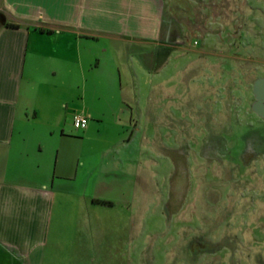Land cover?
<instances>
[{"label": "rangeland", "instance_id": "374dc122", "mask_svg": "<svg viewBox=\"0 0 264 264\" xmlns=\"http://www.w3.org/2000/svg\"><path fill=\"white\" fill-rule=\"evenodd\" d=\"M166 1L172 65L162 75L174 88L156 104L171 108L150 117L143 102L131 134L107 118L72 140L82 161L109 144L131 146L115 153V188L97 186V169L89 183L79 172V191L114 205L78 212L71 264H264V118L251 109L253 82L264 76V0ZM102 41L133 51L107 61L145 66L138 45Z\"/></svg>", "mask_w": 264, "mask_h": 264}, {"label": "crops", "instance_id": "0c3cea01", "mask_svg": "<svg viewBox=\"0 0 264 264\" xmlns=\"http://www.w3.org/2000/svg\"><path fill=\"white\" fill-rule=\"evenodd\" d=\"M163 1L0 0V264H71L78 212L114 205L79 191L78 175L82 170L89 183L97 169V186L115 188L118 181L108 176L113 164L118 175L115 153L131 144L98 148L101 158L86 164L72 140L99 131L107 118L131 134L143 102L150 117L171 108L156 104L174 88L162 75L172 65L173 28ZM102 39L138 45L145 66L134 57L107 61V54L133 51ZM144 69L149 80L142 85ZM75 116L88 118L81 132ZM106 150L114 157L106 158Z\"/></svg>", "mask_w": 264, "mask_h": 264}, {"label": "water", "instance_id": "95a60500", "mask_svg": "<svg viewBox=\"0 0 264 264\" xmlns=\"http://www.w3.org/2000/svg\"><path fill=\"white\" fill-rule=\"evenodd\" d=\"M252 93L254 101L251 104V109L257 116L264 118V76L254 80Z\"/></svg>", "mask_w": 264, "mask_h": 264}, {"label": "built area", "instance_id": "2783aa9c", "mask_svg": "<svg viewBox=\"0 0 264 264\" xmlns=\"http://www.w3.org/2000/svg\"><path fill=\"white\" fill-rule=\"evenodd\" d=\"M87 122L88 118L86 116H75L73 118V125L77 129L84 128Z\"/></svg>", "mask_w": 264, "mask_h": 264}]
</instances>
